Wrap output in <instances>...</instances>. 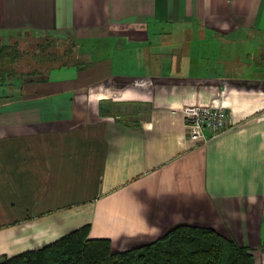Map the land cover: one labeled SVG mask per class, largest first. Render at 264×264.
<instances>
[{"label": "crops", "instance_id": "obj_1", "mask_svg": "<svg viewBox=\"0 0 264 264\" xmlns=\"http://www.w3.org/2000/svg\"><path fill=\"white\" fill-rule=\"evenodd\" d=\"M25 31L89 65L0 92V257L86 224L113 252L188 224L264 264V0H0V35ZM194 104L233 126L192 144Z\"/></svg>", "mask_w": 264, "mask_h": 264}, {"label": "trees", "instance_id": "obj_2", "mask_svg": "<svg viewBox=\"0 0 264 264\" xmlns=\"http://www.w3.org/2000/svg\"><path fill=\"white\" fill-rule=\"evenodd\" d=\"M0 38L6 40L3 35ZM28 53L18 43L0 44V87L7 89L18 81L45 82L54 70L89 65L77 54L59 57L37 51L30 53L33 63L21 65ZM89 232L90 224H86L41 248L4 255L0 264H258L249 248L211 227L181 224L152 242L122 252H113L110 239L89 238Z\"/></svg>", "mask_w": 264, "mask_h": 264}, {"label": "built area", "instance_id": "obj_3", "mask_svg": "<svg viewBox=\"0 0 264 264\" xmlns=\"http://www.w3.org/2000/svg\"><path fill=\"white\" fill-rule=\"evenodd\" d=\"M187 134L194 145L205 144L233 126L232 113L225 108L189 105L184 108Z\"/></svg>", "mask_w": 264, "mask_h": 264}, {"label": "rangeland", "instance_id": "obj_4", "mask_svg": "<svg viewBox=\"0 0 264 264\" xmlns=\"http://www.w3.org/2000/svg\"><path fill=\"white\" fill-rule=\"evenodd\" d=\"M3 41H7V42H10L12 44L18 43L20 49H28L29 50V53L26 54V56L24 58H22L21 65L26 64V63H33L35 61L33 54H30L33 51H37V52H40L42 54L54 53V54L58 55L59 57L66 56L65 54H67L68 52H69L68 53L69 57H74L75 54H77L79 56V52H78V48H77L78 47L77 42L74 39L69 38V37H56L52 34H40V35H38V34H35L32 32H26L25 31V32H21L19 35L8 36L6 38V40H3L2 38H0V44ZM35 58L37 59V57H35ZM84 59H85V57H84ZM2 90H5V88L0 87V92H2ZM186 106H189V105H186ZM194 106H206V105L194 104ZM184 108H183V115H184ZM214 108H219V107H214ZM226 110L229 111L228 109H226ZM184 118H185V115H184ZM185 121H186V119H185ZM186 127H187V123H186Z\"/></svg>", "mask_w": 264, "mask_h": 264}]
</instances>
